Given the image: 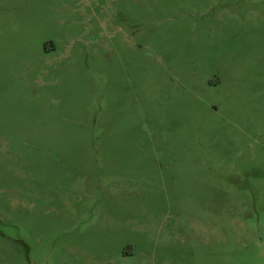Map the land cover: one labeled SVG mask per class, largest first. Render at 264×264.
<instances>
[{"label": "rangeland", "instance_id": "rangeland-1", "mask_svg": "<svg viewBox=\"0 0 264 264\" xmlns=\"http://www.w3.org/2000/svg\"><path fill=\"white\" fill-rule=\"evenodd\" d=\"M0 264H264V0H0Z\"/></svg>", "mask_w": 264, "mask_h": 264}]
</instances>
